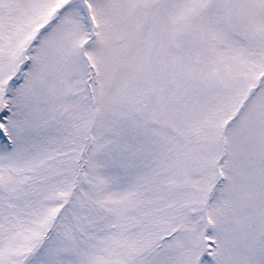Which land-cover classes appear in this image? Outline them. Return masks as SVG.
Here are the masks:
<instances>
[{
  "label": "snow or ice",
  "instance_id": "6c2138e0",
  "mask_svg": "<svg viewBox=\"0 0 264 264\" xmlns=\"http://www.w3.org/2000/svg\"><path fill=\"white\" fill-rule=\"evenodd\" d=\"M0 264H264V0H0Z\"/></svg>",
  "mask_w": 264,
  "mask_h": 264
}]
</instances>
